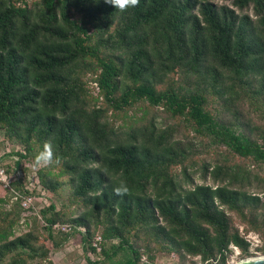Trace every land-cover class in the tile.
Returning a JSON list of instances; mask_svg holds the SVG:
<instances>
[{"label":"trees","instance_id":"obj_1","mask_svg":"<svg viewBox=\"0 0 264 264\" xmlns=\"http://www.w3.org/2000/svg\"><path fill=\"white\" fill-rule=\"evenodd\" d=\"M23 1L0 0V128L29 149L33 139L54 145L84 206L74 221L83 226L87 264H105L120 254L115 264H139L143 252L129 236L132 229L170 252L203 261L227 264L231 244L247 252L249 242L227 213L261 201L245 189L246 175L216 165L205 174L214 185L191 180L186 186L170 171L186 154L172 135L155 123L126 136L110 132L104 110L86 100L77 69H100V94L115 109L142 99L163 105L217 144L264 162V141L220 121L207 108L204 93L181 96L173 88L157 89L166 74L187 66L204 69L199 71L204 77L221 80L230 74L244 84L257 83L264 93V0H232V6L140 0L125 12L105 0H41L35 7ZM250 7L253 17L237 11ZM14 150L31 168L27 152ZM121 180L130 188L124 196L113 191ZM59 216L47 218V227L52 229ZM99 225H104L100 251L93 236ZM32 242L28 233L0 243V261L10 250L32 248Z\"/></svg>","mask_w":264,"mask_h":264},{"label":"rangeland","instance_id":"obj_2","mask_svg":"<svg viewBox=\"0 0 264 264\" xmlns=\"http://www.w3.org/2000/svg\"><path fill=\"white\" fill-rule=\"evenodd\" d=\"M219 5L232 6V0H213ZM35 7L41 0H25ZM241 13H249L252 17V7ZM74 17L81 20V15L71 11ZM92 32V29H90ZM96 42L94 39L93 43ZM198 69L187 66L177 67L166 74L157 89H175L181 96L191 92H202L207 97V108L224 123L233 124L238 130L250 135L251 138L264 141V93L259 92L257 83H242L227 74L223 79L202 76ZM100 69H77V75L84 88L86 100L91 108H101L108 129L113 134L126 136L132 129L144 124L155 123L158 130L167 131L172 140L177 141L184 149L185 156L180 163L171 166L170 171L186 186L194 183L215 184L211 175L205 178L207 168L216 165L232 167L234 172L246 175L245 189L253 195H259L261 201L246 206L243 210L227 209L234 229L249 242L248 251L231 244L227 254V264H235L245 258L264 255V162H257L252 157H243L231 151L226 145L217 144L209 136L195 130L194 125L184 116H174L163 105H152L142 99L131 107L115 109L110 106L100 94L98 76ZM31 148L16 136L7 134L0 128V169L7 173L6 181L0 180V243L17 236L33 234L31 247L17 248L7 252L0 264H13L21 259L22 264H87L84 256L81 229L74 218L84 209V206L73 193L70 177L63 170L61 163L44 169L33 166L24 167L16 151H26L27 159L33 165L35 155L42 150V143L37 139L31 141ZM182 148V149H183ZM45 178L46 184L43 183ZM57 184L50 188L49 184ZM59 213L52 229L47 227V218ZM71 229L64 230L65 226ZM66 226V227H67ZM104 225L93 228L95 241L101 236ZM132 229L129 236L143 252L139 264H219L217 260L203 261L199 255L170 252L163 244L155 241L147 233ZM118 241V240H116ZM115 241V242H116ZM109 240L105 246L110 245ZM179 254V255H178ZM121 254L105 264H115Z\"/></svg>","mask_w":264,"mask_h":264},{"label":"clouds","instance_id":"obj_3","mask_svg":"<svg viewBox=\"0 0 264 264\" xmlns=\"http://www.w3.org/2000/svg\"><path fill=\"white\" fill-rule=\"evenodd\" d=\"M105 3L112 5L120 12H125L128 9L137 7L140 0H105ZM60 163L61 160L55 153L54 145L51 141H46L43 144L42 150L35 155L32 166L35 169H44L53 165H59ZM113 191L118 196H124L130 193V188L124 180H121L114 187Z\"/></svg>","mask_w":264,"mask_h":264},{"label":"built area","instance_id":"obj_4","mask_svg":"<svg viewBox=\"0 0 264 264\" xmlns=\"http://www.w3.org/2000/svg\"><path fill=\"white\" fill-rule=\"evenodd\" d=\"M6 178H7V173H6V170L5 169H0V180H2V181H6ZM59 226V224H55L54 225V228L55 227H58ZM67 226V225H66ZM64 227V230H69V229H71L69 226H67V227ZM101 240H102V237L101 236H98L97 237V240L96 241H94V245L97 247V249H98V251H100L101 250V246H100V242H101Z\"/></svg>","mask_w":264,"mask_h":264},{"label":"water","instance_id":"obj_5","mask_svg":"<svg viewBox=\"0 0 264 264\" xmlns=\"http://www.w3.org/2000/svg\"><path fill=\"white\" fill-rule=\"evenodd\" d=\"M235 264H264V255L251 256Z\"/></svg>","mask_w":264,"mask_h":264}]
</instances>
